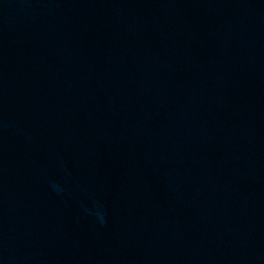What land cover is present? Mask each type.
<instances>
[{
    "label": "water",
    "instance_id": "obj_1",
    "mask_svg": "<svg viewBox=\"0 0 264 264\" xmlns=\"http://www.w3.org/2000/svg\"><path fill=\"white\" fill-rule=\"evenodd\" d=\"M0 264H264V0H0Z\"/></svg>",
    "mask_w": 264,
    "mask_h": 264
}]
</instances>
